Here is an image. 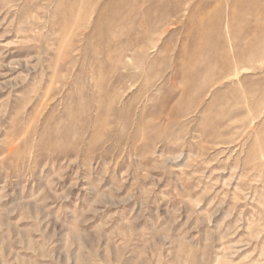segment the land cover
I'll return each instance as SVG.
<instances>
[{"label":"rangeland","instance_id":"374dc122","mask_svg":"<svg viewBox=\"0 0 264 264\" xmlns=\"http://www.w3.org/2000/svg\"><path fill=\"white\" fill-rule=\"evenodd\" d=\"M0 264H264V0H0Z\"/></svg>","mask_w":264,"mask_h":264}]
</instances>
